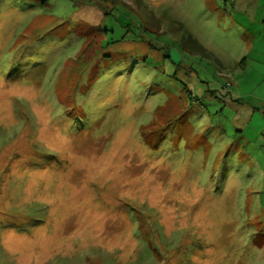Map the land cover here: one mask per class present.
<instances>
[{
  "label": "rangeland",
  "instance_id": "374dc122",
  "mask_svg": "<svg viewBox=\"0 0 264 264\" xmlns=\"http://www.w3.org/2000/svg\"><path fill=\"white\" fill-rule=\"evenodd\" d=\"M116 1L0 0V264H264V0Z\"/></svg>",
  "mask_w": 264,
  "mask_h": 264
},
{
  "label": "trees",
  "instance_id": "16d2710c",
  "mask_svg": "<svg viewBox=\"0 0 264 264\" xmlns=\"http://www.w3.org/2000/svg\"><path fill=\"white\" fill-rule=\"evenodd\" d=\"M44 1H46V0H44ZM111 2L117 3V1H116V0H111Z\"/></svg>",
  "mask_w": 264,
  "mask_h": 264
},
{
  "label": "bare ground",
  "instance_id": "6f19581e",
  "mask_svg": "<svg viewBox=\"0 0 264 264\" xmlns=\"http://www.w3.org/2000/svg\"><path fill=\"white\" fill-rule=\"evenodd\" d=\"M47 245V244H46Z\"/></svg>",
  "mask_w": 264,
  "mask_h": 264
}]
</instances>
